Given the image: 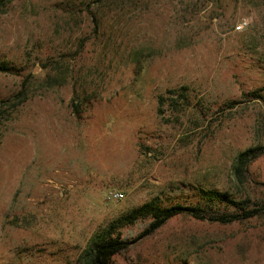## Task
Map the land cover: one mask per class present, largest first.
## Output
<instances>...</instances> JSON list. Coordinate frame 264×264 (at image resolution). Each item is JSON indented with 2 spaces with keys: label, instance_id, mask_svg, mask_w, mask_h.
Returning a JSON list of instances; mask_svg holds the SVG:
<instances>
[{
  "label": "rangeland",
  "instance_id": "374dc122",
  "mask_svg": "<svg viewBox=\"0 0 264 264\" xmlns=\"http://www.w3.org/2000/svg\"><path fill=\"white\" fill-rule=\"evenodd\" d=\"M0 66V264H86L151 200L264 204V154L234 173L264 144V0H9ZM112 262L264 264V216L177 215Z\"/></svg>",
  "mask_w": 264,
  "mask_h": 264
},
{
  "label": "trees",
  "instance_id": "16d2710c",
  "mask_svg": "<svg viewBox=\"0 0 264 264\" xmlns=\"http://www.w3.org/2000/svg\"><path fill=\"white\" fill-rule=\"evenodd\" d=\"M9 0H0L3 6ZM4 67L0 66V70ZM73 105L76 106L73 101ZM264 154V144L247 148L236 156L234 173L240 178L245 176L247 165ZM264 184V181L262 182ZM206 205H182L175 203L169 206H161L153 200L145 202L133 208L123 215L118 221L127 226L139 219L150 218V222L136 237L132 239H120L112 236L114 226L110 225L100 233L95 234L83 250L82 258L86 264H114L112 257L125 250L138 239L151 234L163 226L170 218L177 215H186L197 220H208L220 224H228L243 221L255 217L264 216V204L249 205L246 200H236L228 192L201 189Z\"/></svg>",
  "mask_w": 264,
  "mask_h": 264
},
{
  "label": "built area",
  "instance_id": "2783aa9c",
  "mask_svg": "<svg viewBox=\"0 0 264 264\" xmlns=\"http://www.w3.org/2000/svg\"><path fill=\"white\" fill-rule=\"evenodd\" d=\"M246 25V21L238 23L235 27L236 30H241ZM109 196L113 200H121L123 198V193L120 191H110Z\"/></svg>",
  "mask_w": 264,
  "mask_h": 264
}]
</instances>
